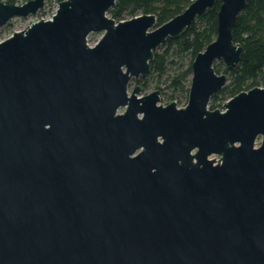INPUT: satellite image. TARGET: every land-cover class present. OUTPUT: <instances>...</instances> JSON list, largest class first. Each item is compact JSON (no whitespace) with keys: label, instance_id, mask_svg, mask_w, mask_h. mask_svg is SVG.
I'll return each instance as SVG.
<instances>
[{"label":"water","instance_id":"water-1","mask_svg":"<svg viewBox=\"0 0 264 264\" xmlns=\"http://www.w3.org/2000/svg\"><path fill=\"white\" fill-rule=\"evenodd\" d=\"M116 1L60 0L0 40V264H264V86L209 107L247 0H192L162 24L116 21ZM217 1L187 103L129 91ZM44 4L0 0V26Z\"/></svg>","mask_w":264,"mask_h":264},{"label":"trees","instance_id":"trees-1","mask_svg":"<svg viewBox=\"0 0 264 264\" xmlns=\"http://www.w3.org/2000/svg\"><path fill=\"white\" fill-rule=\"evenodd\" d=\"M192 0H117L109 9L116 21L142 13H155L157 23L162 24L182 12ZM220 1L215 2L175 38H168L154 52L151 69L147 76L156 73L162 76L167 70V54L175 45L182 53L191 55L186 67L171 76L170 85L176 90L189 91L184 81H189L192 74V62L196 54L217 36L218 11ZM234 41L243 46L241 59L234 66H227L222 60L215 61L218 73L228 76L226 84L212 96L214 102L225 100L236 93L253 86H264V0H247L245 7L238 14L233 30ZM161 48V49H160ZM159 49V50H158ZM161 50V51H160ZM163 50V51H162ZM142 77V89L148 78ZM136 79V80H139ZM174 99V97H172ZM214 102L211 108H215Z\"/></svg>","mask_w":264,"mask_h":264},{"label":"rangeland","instance_id":"rangeland-1","mask_svg":"<svg viewBox=\"0 0 264 264\" xmlns=\"http://www.w3.org/2000/svg\"><path fill=\"white\" fill-rule=\"evenodd\" d=\"M5 2H16L18 4H22L27 0H3ZM60 0H45L44 6L39 9L34 14H29L27 16H14L12 17L6 24L0 26V40L5 39L10 36L15 30L23 29L34 21L39 20L40 18H49L55 13ZM109 16L110 13H108ZM130 18V17H127ZM104 31H92L88 34V43L90 45H94L97 40L102 36ZM161 49V48H160ZM159 50V49H158ZM161 51V50H160ZM163 51V50H162ZM191 59V55L188 53H182L177 46H173L170 49V52L167 54V70L164 72L162 76H158L156 73L147 76L148 81L146 86L144 85L140 94H146L156 88L161 89L160 102L163 104H167L172 100H175L179 106H183L187 103L189 91L185 90H176L173 86L170 85L171 76L177 73L179 67L183 64V68L186 67V64L189 63ZM190 75L189 81H184L186 87H190L191 84ZM142 78V77H141ZM140 78V79H141ZM139 78H132L129 83V91L133 89V87L137 84L143 85V80H136ZM174 97V99H172ZM222 99L214 100L211 98L209 102V107L211 108L212 103L214 102L215 108L220 107L225 101ZM120 111L124 110V107L119 109ZM212 156H219L214 154Z\"/></svg>","mask_w":264,"mask_h":264},{"label":"built area","instance_id":"built-area-1","mask_svg":"<svg viewBox=\"0 0 264 264\" xmlns=\"http://www.w3.org/2000/svg\"><path fill=\"white\" fill-rule=\"evenodd\" d=\"M44 18V17H43ZM49 18H51V17H49Z\"/></svg>","mask_w":264,"mask_h":264}]
</instances>
